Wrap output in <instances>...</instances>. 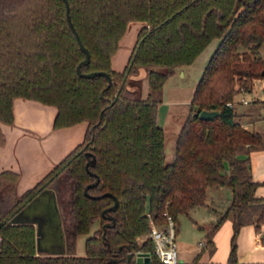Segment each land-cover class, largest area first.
Listing matches in <instances>:
<instances>
[{
    "label": "trees",
    "instance_id": "obj_1",
    "mask_svg": "<svg viewBox=\"0 0 264 264\" xmlns=\"http://www.w3.org/2000/svg\"><path fill=\"white\" fill-rule=\"evenodd\" d=\"M67 3L71 22L89 51L81 72L103 70L110 80L105 74L83 77L76 72L85 57L69 26L64 0H0V121H13V100L22 97L54 106L53 128L87 122L83 140L23 193H17L19 173L0 169V264H117L107 260L124 262L129 251L147 252L150 261L131 259L127 264H165L148 237L150 220L163 222L166 211L178 223L181 214L207 204L209 187H225L231 198L215 221L198 225L205 242L192 261L198 264L204 251H214L213 235L228 218L233 228L228 264H243L237 260L240 227L253 223L259 229L264 222V197L255 196L260 183L252 179L249 164V153L264 147V133L242 125L236 98L264 77V0ZM132 20L142 26L126 63L114 70V54ZM214 39L218 44L196 82L174 156L165 161V135L157 121L164 83ZM148 64L162 68L148 70V92L141 97L128 83ZM229 100L234 105H227ZM202 109L219 112L207 120L198 116ZM5 141L0 128V146ZM93 155L95 164L88 170L85 164ZM59 175L70 185L66 252L37 254L33 223L13 222L12 216ZM95 175L99 179L87 196L84 188ZM112 195L118 204L102 215L113 205ZM97 220L85 253L77 254V236L88 234ZM107 221L110 225L103 229Z\"/></svg>",
    "mask_w": 264,
    "mask_h": 264
},
{
    "label": "rangeland",
    "instance_id": "obj_2",
    "mask_svg": "<svg viewBox=\"0 0 264 264\" xmlns=\"http://www.w3.org/2000/svg\"><path fill=\"white\" fill-rule=\"evenodd\" d=\"M141 26V22L136 20H132L129 23L127 31L121 38L120 45L112 60V68L114 70L121 69L126 63L131 47L135 43V34ZM218 41V39L212 40L200 53L194 63L174 69L175 72L170 75L164 83L162 100L158 109V117L165 135V161L172 160L175 151V141L178 136L177 133L188 112L189 101L196 87V82L201 76L203 68L211 57V53L217 46ZM260 52H262L264 56L263 46L260 47ZM160 68L162 67L153 64L140 66L138 73L130 77L128 83L129 87L135 88L141 97H145L148 91V70ZM254 81L255 80H253L252 90L259 86L258 83H256L258 85H254ZM254 94L255 93L246 94L245 97L253 98ZM238 96L239 94L237 97ZM25 103L26 106L20 107ZM13 107L15 117L13 123L10 125L16 129L17 133L12 138L13 140L8 137V140L5 141V147L0 157V167L17 171L19 175H21V179L17 186H19V190H23L28 185L39 181L44 174L55 166L62 156L66 155L73 146L81 142L83 139L82 129L85 122L67 128L53 129L50 127V120L54 115L55 107L44 106L38 102L36 103L22 98L14 100ZM259 108H261V111L257 109L251 112V114L259 119L260 117L263 119L264 108L262 104H260ZM251 129L255 130V128ZM261 132L264 133V131ZM33 139H35V142H33ZM33 143H35L34 146H32ZM52 185L57 191L61 217L63 218L62 226L64 229L63 231H65L69 222L68 199L70 196V185H68L63 175H59ZM178 220L180 223L187 221L186 217L183 215H180ZM187 225L189 226L190 223H187ZM57 236H59V234ZM52 237L53 236H50L49 238L51 239ZM84 237H86V235H82L81 239ZM49 238H47V235L42 238L40 248H45L48 240L54 241ZM176 246L177 253H179L177 239ZM60 247H62L61 242L56 240L49 249L58 250Z\"/></svg>",
    "mask_w": 264,
    "mask_h": 264
},
{
    "label": "crops",
    "instance_id": "obj_3",
    "mask_svg": "<svg viewBox=\"0 0 264 264\" xmlns=\"http://www.w3.org/2000/svg\"><path fill=\"white\" fill-rule=\"evenodd\" d=\"M135 38H136V34H135ZM256 83L259 84L260 86V87L258 86L259 88L255 87L250 93H246V92L239 93V96L236 98V101H237L236 110H237V117H239V120L244 127L248 129L255 128V130L261 132V131H264V118L262 119L260 117L259 119L258 117L252 116L251 114V112L257 109L261 111V108H259V106L260 104H262V106L264 104V100H263L264 87L261 82V78L255 79L254 85H258ZM252 93H255L253 98L245 97L246 94H252ZM239 97H243V98L245 97L246 99H248L249 102L242 103L241 101H238ZM21 98H16V99H21ZM22 99H25V98H22ZM14 100H13V104H14ZM25 100L36 102L30 99H25ZM13 104H12V107H13ZM22 106L23 107L26 106V103L22 104L20 107ZM44 106H47V105H44ZM13 112H14V107H13ZM55 113H56V108H55L54 115ZM263 114H264V109H263ZM54 115L50 120V127L52 128H53L52 120L54 118ZM158 115L159 114L157 113L158 124L162 126ZM13 121H14V118H13ZM13 121L11 123H3L0 121L1 122L0 128L4 134L6 141L8 140L7 139L8 137L12 139L17 133L16 129L10 125L13 123ZM86 127H87V122H85V125L83 126V129H82V137L86 131ZM61 128H67V127H61ZM61 128H57V129H61ZM33 142H35V139H33ZM4 145L0 146V157L5 147ZM34 145L35 143L32 144V146ZM64 156H62L61 158H63ZM241 156H244V155H241ZM249 164H250L252 179L260 183L255 190V196L264 197V147H262L261 149H254L249 153ZM224 165L226 169H229V165H227L226 161L224 162ZM0 169H7V168L0 167ZM20 179H21V175L18 179V182ZM33 184L28 185L23 190H19V186H17V193L18 194L23 193L24 190L31 187ZM52 186L53 185H51V187L49 188H45L41 190L35 197H33L30 201H28V203L25 204L24 207L19 209L12 216V218L16 221H23L25 219L32 221L33 219H40L41 220V230L43 233L41 240L45 235H47V238H49L50 236H53L52 238L54 239L52 238L51 239L49 238V239L54 240V241L48 240L47 246L45 248L41 247L37 249L36 242H35V250L37 251V254H41V255L42 254L57 255L59 253L66 252L65 233L63 231L64 229L62 226L63 218L61 217V209H60V205H59V201L57 197V191L55 190L54 186L53 187ZM230 198L231 196H230L229 189L225 187H215V188L209 187L207 188V204L204 207L192 208L188 212V214H184V213L181 214L186 217L187 221L184 223H180V221L178 220V223H177L178 233H177L176 239H177V243L179 246L178 258H179L180 263L187 262L189 264H194L192 260L200 252L205 242L204 231L202 229H199L198 225L215 221V219L219 215V212L222 211L229 204ZM187 223H190V225L188 226ZM99 224H100L99 220L95 221L91 225L88 234H80L77 236L76 244H75L77 254L82 255L85 253V248H84L85 241L87 237L93 233V230L98 228ZM33 225H34L35 232H36V224L33 223ZM240 228L241 229L236 237L237 260H239V262L243 264H248V263L264 264V242H263L264 222L259 225V229L254 227L253 223H247L246 225H243ZM232 232H233L232 221L227 218L217 228L215 234L213 235V245L215 246L214 251L211 254L207 251H204L201 254V257L199 260L200 262L198 264H228L227 259H228V255L231 249L230 240H231ZM58 234L59 236H57ZM82 235H86V237L81 239ZM56 240L61 242L62 247H60V249L58 250L49 249L51 248L52 243L56 242ZM35 241H36V237H35Z\"/></svg>",
    "mask_w": 264,
    "mask_h": 264
},
{
    "label": "water",
    "instance_id": "obj_4",
    "mask_svg": "<svg viewBox=\"0 0 264 264\" xmlns=\"http://www.w3.org/2000/svg\"><path fill=\"white\" fill-rule=\"evenodd\" d=\"M64 1H65L66 10H67V19H68L69 26H71V28H72V30H73V32L75 34V37H76L77 41L79 42V45H80L82 51L84 52V57H85L84 60L79 65H77L76 72L78 74H80L81 76H83V77L84 76H86V77H94L96 75L105 74L108 77V79L110 80V74L107 73L106 71H103V70H100V71H89V72H84V73L81 72V70H80L81 64L87 63L89 61V58H90L89 57V51H88V48L84 45V43L80 40L79 34H78L75 26H73V24L71 22V19H70V15H69L67 0H64ZM262 73L264 74V69H263ZM102 94H103V92H101V95ZM218 112H219V109H212V110L202 109L199 112L198 116L200 118H203V119L211 120V119L214 118V116ZM86 153L88 154V152H86ZM95 160H96V158L93 155L91 158H89L87 160V163L85 164V168L88 169V166L89 165H94L95 164ZM88 170H90V169H88ZM95 176H96V180H94L93 182L88 183L87 186L84 188V193L87 196L89 195L88 188L91 187V186H93V185H95L97 183L98 179H99L97 175H95ZM103 194L104 195H111V193H109V192H104ZM112 197H113V200H114L113 205H111L107 209H105L102 212V215L104 214L105 211L114 210L116 208V206L118 204V200H117V198L114 195H112ZM146 199H147V202H146V205H145V211H146V213H149L150 212L151 199H150L149 196H147ZM108 217H109V219L113 220V217L112 216H108ZM12 221L13 222H25V221H28V222H32V223H35L36 224V232H35V234H36V241L35 242H36V246H38L37 249H39L40 248L41 237L43 235L42 230H41V220L40 219H33L32 221H29V220L25 219L23 221H16V220H14L12 218ZM107 225H110V222H108V221L105 222L104 225H103V229ZM102 236H103V240L105 241V232L103 233ZM107 245H108V243H107ZM131 259H134L136 263L137 262H139V263H141V262L149 263V261H150V254L147 253V252H144V251H137V253H135L133 255V253L131 251H129L127 253V257H126V260L124 262H120L116 257H112L109 260H107V263L108 262H114V263H117V264H127V262L129 260H131Z\"/></svg>",
    "mask_w": 264,
    "mask_h": 264
},
{
    "label": "built area",
    "instance_id": "obj_5",
    "mask_svg": "<svg viewBox=\"0 0 264 264\" xmlns=\"http://www.w3.org/2000/svg\"><path fill=\"white\" fill-rule=\"evenodd\" d=\"M261 82L264 87V77H261ZM238 101L242 103L249 102L245 97H239ZM226 104L234 105V102L229 100ZM163 214L165 218L161 223H157L153 219L150 220V232L148 237L153 242L154 253L161 262L165 264H178L180 261L176 246V237L178 233L177 223L171 214L166 211H164Z\"/></svg>",
    "mask_w": 264,
    "mask_h": 264
}]
</instances>
